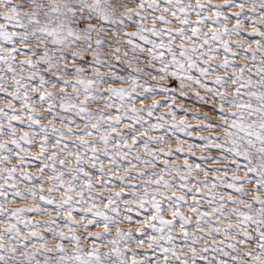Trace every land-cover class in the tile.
Returning a JSON list of instances; mask_svg holds the SVG:
<instances>
[{"label":"snow or ice","instance_id":"1","mask_svg":"<svg viewBox=\"0 0 264 264\" xmlns=\"http://www.w3.org/2000/svg\"><path fill=\"white\" fill-rule=\"evenodd\" d=\"M0 264H264V0H0Z\"/></svg>","mask_w":264,"mask_h":264}]
</instances>
